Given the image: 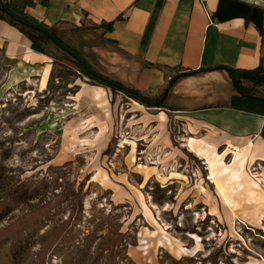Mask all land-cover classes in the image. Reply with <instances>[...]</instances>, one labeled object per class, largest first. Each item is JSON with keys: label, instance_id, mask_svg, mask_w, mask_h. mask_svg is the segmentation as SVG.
<instances>
[{"label": "rangeland", "instance_id": "obj_1", "mask_svg": "<svg viewBox=\"0 0 264 264\" xmlns=\"http://www.w3.org/2000/svg\"><path fill=\"white\" fill-rule=\"evenodd\" d=\"M65 65L52 91L0 89V264H264V200L228 184L223 202L209 163L180 141L185 115L107 92L101 139L83 124L97 109L73 99L97 82ZM97 68L111 76L106 60ZM244 170L262 187L264 163Z\"/></svg>", "mask_w": 264, "mask_h": 264}, {"label": "crops", "instance_id": "obj_2", "mask_svg": "<svg viewBox=\"0 0 264 264\" xmlns=\"http://www.w3.org/2000/svg\"><path fill=\"white\" fill-rule=\"evenodd\" d=\"M42 1L12 3L46 26L62 23L69 29L111 22L110 31L68 32L62 40L104 76L97 66L101 59L106 60L111 75L106 77L143 95H158L167 81L163 70L146 64L180 66L183 72H194L177 80L168 99V105L177 108L170 113L185 115L180 118L185 119L189 136L180 140L182 145L209 163L223 202L228 201V184L236 185L244 195L255 194L264 200L259 194L264 172L256 177L262 187L251 191L244 170L246 165L264 163V101L234 91L230 79L232 69L261 67L264 74V7L246 0ZM59 68L20 30L0 19V89L37 81L41 88L52 91L58 86L55 73ZM79 87L73 99L85 101L99 112L95 120L83 124L99 127L97 135L105 139L109 131L104 121L109 118L107 92H111L99 84L81 82ZM175 119L168 121L170 132L176 135L181 129ZM158 121L166 123L164 112ZM200 133L208 144L196 138ZM223 146L226 150L220 155L218 149ZM235 150L227 162V155Z\"/></svg>", "mask_w": 264, "mask_h": 264}, {"label": "trees", "instance_id": "obj_3", "mask_svg": "<svg viewBox=\"0 0 264 264\" xmlns=\"http://www.w3.org/2000/svg\"><path fill=\"white\" fill-rule=\"evenodd\" d=\"M4 1L5 0H0V19L7 21L8 23H10L14 27H16L18 30H20V32H22L26 37H28L32 41L33 45L37 48V50L40 53H43V54L49 56L50 58H52L56 64H60V65L65 67L66 66L65 64L69 63V64L73 65L75 68H77L78 70L84 71V69L81 67V65H79L67 53L62 51V49L60 47H58L54 42H52L47 36H45L44 34H42L41 32H39L35 29H32L28 26H25V25L15 21L3 9ZM9 2L11 5V8L13 10L20 13L21 15H23L27 19H29L33 22H36V23L40 24L41 26L46 27L52 34H54L58 38V40H60L62 42V44H64L68 49H70L71 51H73L74 53L79 55L92 70L97 72V70L84 58V56L78 50H76L75 48L68 45L67 43H65L62 40V35L65 33H68V32H79L82 30H91L92 31V30H96L98 28H101L104 32L110 31L112 28L111 22L110 23H101L99 26L85 27V26L81 25L80 27H71L69 29L63 28L64 25H62V23L56 24L53 26H46L42 22H39L38 20H36V19L30 17L29 15L25 14L24 12H22L17 6H15L12 3V0H9ZM45 3H46V1L43 0L42 4H45ZM145 66L148 68H157V69L163 70L165 73V77H166L167 81H168V79L173 78L175 75L183 72V70H184L180 66L167 67V66H160V65H155V64H146ZM91 78L93 80H95L97 82V84L107 88L111 92V94H116L118 92L114 87L107 85L105 83H102L93 77H91ZM230 79H231V86H232V89L234 91L240 90L241 94L245 97H248V98H251L254 100H258V101H264V94L261 92V89L264 88V74L262 72L261 67H256L254 69H232L230 71ZM163 91H164V89H162L159 92V94L154 96V97H149V96H145V95L144 96L146 97V99L148 101L154 102L161 97ZM124 95H126L130 98L136 99L134 96H132L130 94H124ZM170 95H171V91L169 90L167 92L165 98L163 99V101L160 103V105L157 108H165L169 112L177 110L176 107L168 105V99H169ZM1 218L2 217L0 216V219Z\"/></svg>", "mask_w": 264, "mask_h": 264}, {"label": "water", "instance_id": "obj_4", "mask_svg": "<svg viewBox=\"0 0 264 264\" xmlns=\"http://www.w3.org/2000/svg\"><path fill=\"white\" fill-rule=\"evenodd\" d=\"M3 9L17 22L28 26L32 29H35L39 32H41L42 34H44L45 36H47L52 42H54L58 47H60L62 49V51H64L65 53H67L69 56H71L79 65H81V67L84 69V71L91 77L95 78L96 80L105 83L107 85H110L112 87H114L118 92L122 93V94H130L132 96H134L138 101H140L141 103L149 106V107H158L160 105V103L163 101V99L165 98L167 92L173 87L174 83L180 79L181 77L184 76H190L192 75L194 72H182L179 73L177 75H175L173 78H171L167 84V86L165 87L161 97L154 101V102H150L146 99V97L141 94L140 92L131 89L127 86H124L114 80H111L101 74H99L98 72L92 70L85 62L84 60L77 55L76 53H74L73 51H71L70 49H68L64 44H62V42L60 40H58V38L52 34L46 27L41 26L40 24L33 22L29 19H27L26 17H24L23 15H21L20 13L16 12L15 10H13L11 8L10 2L9 0H5L4 4H3ZM239 93L240 90H237Z\"/></svg>", "mask_w": 264, "mask_h": 264}]
</instances>
